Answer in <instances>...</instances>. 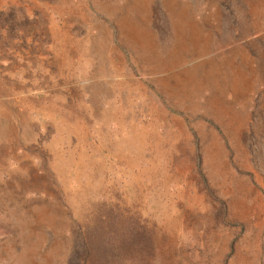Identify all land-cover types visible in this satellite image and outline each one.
<instances>
[{
	"label": "rangeland",
	"instance_id": "rangeland-1",
	"mask_svg": "<svg viewBox=\"0 0 264 264\" xmlns=\"http://www.w3.org/2000/svg\"><path fill=\"white\" fill-rule=\"evenodd\" d=\"M0 264H264V0H0Z\"/></svg>",
	"mask_w": 264,
	"mask_h": 264
}]
</instances>
